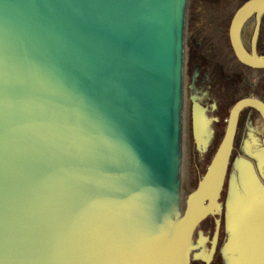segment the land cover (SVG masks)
<instances>
[{"label": "water", "instance_id": "water-1", "mask_svg": "<svg viewBox=\"0 0 264 264\" xmlns=\"http://www.w3.org/2000/svg\"><path fill=\"white\" fill-rule=\"evenodd\" d=\"M188 0H0V264H192L241 111L182 195ZM264 0L234 12L236 58L264 69ZM255 17L251 49L242 29ZM218 119V118H216ZM194 101V140L212 136ZM226 203L230 264H264V187L250 163ZM220 228H217L212 252Z\"/></svg>", "mask_w": 264, "mask_h": 264}, {"label": "flooded vegetation", "instance_id": "flooded-vegetation-1", "mask_svg": "<svg viewBox=\"0 0 264 264\" xmlns=\"http://www.w3.org/2000/svg\"><path fill=\"white\" fill-rule=\"evenodd\" d=\"M252 19L254 25L248 26L247 24ZM263 20L264 15L261 20L257 41V52L264 55ZM255 23L256 19L252 17L245 23L242 29L244 44L245 41L249 40L250 42V46H246L249 50L251 49V39ZM249 33H251L250 39ZM192 37L191 54L186 61V74L188 78L186 87L187 102L190 109H192L194 101L198 102L205 108L208 118L212 119L210 123L212 136L205 146L203 143L198 145L191 131L195 158L199 157L200 163L205 164V173L224 136L225 130L221 135L219 129L224 113L227 110L230 111L233 104L242 98L254 97L264 102V69H254L242 64L236 58L234 52L230 54V51L221 44L219 39L217 41L220 43L217 42V44L223 49L221 53L219 49L218 53L214 56L212 54L213 50L210 49L212 48L210 42L214 36L200 41L197 39L198 34H194ZM232 55L235 63L237 62V67L230 64ZM229 93L233 95L232 99H229ZM244 162L252 164L258 179L257 185L264 187V119L252 107H245L239 116L234 146L219 198L222 209L215 215H210L202 221L194 233L195 247L192 250V264H230L231 253L226 249L230 236L226 228V203L230 197L233 181H235L241 190L246 188L239 169L241 163ZM217 219H220V228L215 250L212 252Z\"/></svg>", "mask_w": 264, "mask_h": 264}, {"label": "rangeland", "instance_id": "rangeland-1", "mask_svg": "<svg viewBox=\"0 0 264 264\" xmlns=\"http://www.w3.org/2000/svg\"><path fill=\"white\" fill-rule=\"evenodd\" d=\"M240 0H188L187 5V30H186V45H187V60L191 54L192 49V36L198 34V40H204L205 38L212 36H217L218 27L212 20L214 14H222L230 6H235ZM231 8V7H230ZM248 26H253V19L249 21ZM217 39L212 38L210 45H212L213 52L215 56L220 49ZM220 43V42H218ZM225 49V48H224ZM231 54V53H230ZM230 64L237 67L235 59H230ZM233 95L229 93V99H232ZM229 115V110H227L221 120L219 126L220 134L224 132L227 124V118ZM259 120V118L257 117ZM191 109L186 102L184 109V138H183V164H182V195L187 197V195L192 192L205 171V164L200 163L199 157L195 158L194 154V144L191 134ZM221 138V136H220Z\"/></svg>", "mask_w": 264, "mask_h": 264}, {"label": "trees", "instance_id": "trees-1", "mask_svg": "<svg viewBox=\"0 0 264 264\" xmlns=\"http://www.w3.org/2000/svg\"><path fill=\"white\" fill-rule=\"evenodd\" d=\"M245 1L247 0H240L238 3H236L235 6H230L226 9L225 12H223L222 14H214L212 20L214 21V23L217 25L218 27V34L217 36H215V39H219V41L221 42V44L230 51L231 54H233V49L230 43V39H229V34H228V30H229V26H230V22L234 13V10H236L238 7H240ZM263 25L262 28H264V20L262 21ZM252 30V28H251ZM250 30V32H251ZM251 33H249V39H250ZM245 45L247 47L250 46V42L245 41ZM264 48V47H263Z\"/></svg>", "mask_w": 264, "mask_h": 264}]
</instances>
